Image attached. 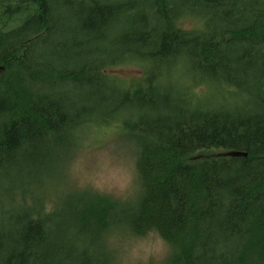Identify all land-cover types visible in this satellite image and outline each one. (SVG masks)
Segmentation results:
<instances>
[{"label": "trees", "instance_id": "1", "mask_svg": "<svg viewBox=\"0 0 264 264\" xmlns=\"http://www.w3.org/2000/svg\"><path fill=\"white\" fill-rule=\"evenodd\" d=\"M112 126L135 201L46 212L42 187L2 186ZM115 229L158 233L166 264H264V0H0V264H115Z\"/></svg>", "mask_w": 264, "mask_h": 264}, {"label": "rangeland", "instance_id": "2", "mask_svg": "<svg viewBox=\"0 0 264 264\" xmlns=\"http://www.w3.org/2000/svg\"><path fill=\"white\" fill-rule=\"evenodd\" d=\"M194 24L193 19H187L185 22L186 27H192ZM112 70L127 79H133L140 74L135 66L130 65L115 67ZM214 94L217 96L216 90L212 89L206 93V97L211 98ZM220 94L228 98V93L221 91ZM116 129V126H112L100 130L97 135L90 134L80 146L73 149L67 148L65 144L56 145L46 162L48 168H42L39 174L30 177L18 176L6 179L2 186L17 188L19 185L27 187L33 184L34 188L42 187L40 193L47 197L46 212L53 210L58 200L60 205L69 200L75 202L79 197L72 192H86L91 196H105L120 202L135 201L140 193V179L136 167L138 147L134 141L124 136L123 132H117ZM85 134L83 135L82 132L80 137L83 135L84 138ZM224 154L226 152L221 149H212L199 153L198 157ZM65 223L67 220L64 221ZM63 230L68 232L64 226ZM157 237L161 236L156 232L137 236L115 229L106 235L104 241L113 262L123 264L124 245L135 246ZM171 254L172 248L166 242L165 253L158 264H166ZM150 264L156 262L150 260Z\"/></svg>", "mask_w": 264, "mask_h": 264}, {"label": "clouds", "instance_id": "3", "mask_svg": "<svg viewBox=\"0 0 264 264\" xmlns=\"http://www.w3.org/2000/svg\"><path fill=\"white\" fill-rule=\"evenodd\" d=\"M165 250L166 242L162 237L146 240L135 246L126 244L122 249V261L123 264H150V260H153L158 264Z\"/></svg>", "mask_w": 264, "mask_h": 264}, {"label": "water", "instance_id": "4", "mask_svg": "<svg viewBox=\"0 0 264 264\" xmlns=\"http://www.w3.org/2000/svg\"><path fill=\"white\" fill-rule=\"evenodd\" d=\"M234 155H240L241 153H233Z\"/></svg>", "mask_w": 264, "mask_h": 264}]
</instances>
